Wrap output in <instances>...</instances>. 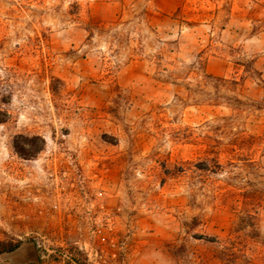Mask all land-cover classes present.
<instances>
[{
	"label": "rangeland",
	"instance_id": "1",
	"mask_svg": "<svg viewBox=\"0 0 264 264\" xmlns=\"http://www.w3.org/2000/svg\"><path fill=\"white\" fill-rule=\"evenodd\" d=\"M2 244L264 264V0H0Z\"/></svg>",
	"mask_w": 264,
	"mask_h": 264
},
{
	"label": "water",
	"instance_id": "2",
	"mask_svg": "<svg viewBox=\"0 0 264 264\" xmlns=\"http://www.w3.org/2000/svg\"><path fill=\"white\" fill-rule=\"evenodd\" d=\"M21 259L35 261L38 260L37 246L34 244L33 246L26 248L24 253L21 254Z\"/></svg>",
	"mask_w": 264,
	"mask_h": 264
},
{
	"label": "trees",
	"instance_id": "3",
	"mask_svg": "<svg viewBox=\"0 0 264 264\" xmlns=\"http://www.w3.org/2000/svg\"><path fill=\"white\" fill-rule=\"evenodd\" d=\"M205 76H206V78L211 79V80H223L221 78L220 79L213 78L209 75H205ZM1 247L2 248L0 249V254L2 252L14 251V250L18 249L20 247V245H13V244L4 245V244H2Z\"/></svg>",
	"mask_w": 264,
	"mask_h": 264
}]
</instances>
